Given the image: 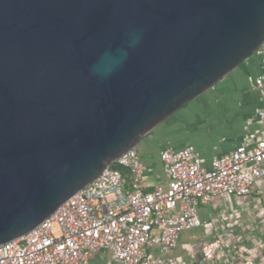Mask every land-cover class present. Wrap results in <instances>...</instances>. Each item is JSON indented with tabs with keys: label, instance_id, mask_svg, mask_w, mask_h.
<instances>
[{
	"label": "water",
	"instance_id": "95a60500",
	"mask_svg": "<svg viewBox=\"0 0 264 264\" xmlns=\"http://www.w3.org/2000/svg\"><path fill=\"white\" fill-rule=\"evenodd\" d=\"M263 42L264 0H0V245Z\"/></svg>",
	"mask_w": 264,
	"mask_h": 264
},
{
	"label": "built area",
	"instance_id": "2783aa9c",
	"mask_svg": "<svg viewBox=\"0 0 264 264\" xmlns=\"http://www.w3.org/2000/svg\"><path fill=\"white\" fill-rule=\"evenodd\" d=\"M259 74L254 85L263 94L257 111L264 122V42L257 50ZM165 186L146 191L142 166L134 148L107 166L31 231L0 245V264H88L101 250L114 264H214L220 241L201 247L200 261L172 255L183 231L201 226L198 207L216 198L244 197L256 179L264 178V133L250 147L237 146L202 166L191 145L159 153ZM242 264H255L244 259Z\"/></svg>",
	"mask_w": 264,
	"mask_h": 264
},
{
	"label": "crops",
	"instance_id": "0c3cea01",
	"mask_svg": "<svg viewBox=\"0 0 264 264\" xmlns=\"http://www.w3.org/2000/svg\"><path fill=\"white\" fill-rule=\"evenodd\" d=\"M259 55H253L231 71L213 88L190 101L157 126L134 148L142 170L140 185L150 190L165 186L160 151L193 146L202 166L227 154L237 146H253L264 133L257 111L263 94L254 85L259 74ZM242 215V220L238 217ZM201 226L183 231L172 255L181 260L200 261L201 247L218 240L223 250L215 251L214 264H242L251 259L264 264V178L256 179L247 196L216 198L198 207ZM220 223H227L221 226ZM112 254L99 251L88 264H114Z\"/></svg>",
	"mask_w": 264,
	"mask_h": 264
},
{
	"label": "trees",
	"instance_id": "16d2710c",
	"mask_svg": "<svg viewBox=\"0 0 264 264\" xmlns=\"http://www.w3.org/2000/svg\"><path fill=\"white\" fill-rule=\"evenodd\" d=\"M256 54H257V52L254 53L253 55H256ZM112 168L119 170L123 175H127V171L125 169L121 168V167L115 166V167H112Z\"/></svg>",
	"mask_w": 264,
	"mask_h": 264
},
{
	"label": "rangeland",
	"instance_id": "374dc122",
	"mask_svg": "<svg viewBox=\"0 0 264 264\" xmlns=\"http://www.w3.org/2000/svg\"><path fill=\"white\" fill-rule=\"evenodd\" d=\"M242 218H243L242 215H240V216L238 217L237 220H238V221H241ZM224 224L226 225L227 223H220L221 226H222V225L225 226ZM221 250H223V249L220 247V248H219V251H221Z\"/></svg>",
	"mask_w": 264,
	"mask_h": 264
}]
</instances>
